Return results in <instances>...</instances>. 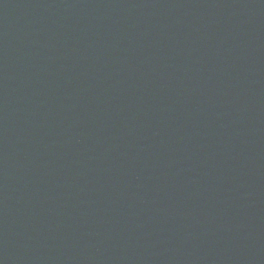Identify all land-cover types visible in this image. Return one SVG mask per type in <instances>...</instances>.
I'll list each match as a JSON object with an SVG mask.
<instances>
[{
	"label": "water",
	"instance_id": "1",
	"mask_svg": "<svg viewBox=\"0 0 264 264\" xmlns=\"http://www.w3.org/2000/svg\"><path fill=\"white\" fill-rule=\"evenodd\" d=\"M0 264H264V0H0Z\"/></svg>",
	"mask_w": 264,
	"mask_h": 264
}]
</instances>
